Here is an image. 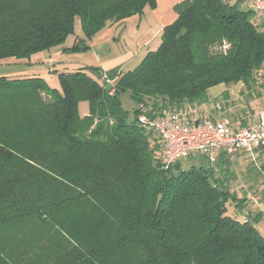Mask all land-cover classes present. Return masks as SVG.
Masks as SVG:
<instances>
[{
  "label": "trees",
  "instance_id": "1",
  "mask_svg": "<svg viewBox=\"0 0 264 264\" xmlns=\"http://www.w3.org/2000/svg\"><path fill=\"white\" fill-rule=\"evenodd\" d=\"M156 5L0 0V61L87 54L106 27ZM247 5H175L178 18L156 50L133 70L105 73L117 81L114 94L95 66L53 71L58 89L42 77L0 76V264H264L255 225L263 214L231 215L249 202L234 177L217 176L228 174L230 158L195 154L166 168L161 137L138 120L140 104L184 112L207 103L214 87L250 93L264 83V17Z\"/></svg>",
  "mask_w": 264,
  "mask_h": 264
},
{
  "label": "crops",
  "instance_id": "2",
  "mask_svg": "<svg viewBox=\"0 0 264 264\" xmlns=\"http://www.w3.org/2000/svg\"><path fill=\"white\" fill-rule=\"evenodd\" d=\"M183 1H185V0H156V4H157L156 8L155 9L149 8L152 11V13L150 14L149 21L145 19L146 14L144 11L143 14L133 16V17L127 19L125 22L116 23V24H113V25L106 27L91 42V44H90L91 50L87 54H74V56H71L68 58V60H66V59H63L64 56H62V55H73V54L63 53L59 49H54V50L50 51L49 54H47V55L43 54L44 52L38 53V54L32 56V58L30 60H25L24 62L27 63L26 65H28L29 61H31V63H33L35 61L37 62V60L39 58H43V59L47 60L50 56L53 57L52 55H55V54L57 56H59L60 58H62L64 60V62H62V65L59 66L58 68L57 67L52 68L51 70H49L48 68L42 69V70L41 69L40 70H34L33 68H31V71L30 70H29V72L25 71L26 74L21 73L20 74L21 76H19V77H22V76L42 77V78L47 79L48 76H53L54 74H52V72L59 69V68H63L61 70H64V71H71V70H75V69H77L79 67H83V66L84 67L85 66L99 67V68H101V70L104 73H107V72L114 70L116 68H120L121 71L124 72V69L127 66L130 68H133V67L137 66L142 61V59L145 57V55L149 51L156 50L159 47V45L161 44V36H162L164 28L166 26L172 24L173 22H175L176 19L178 18L177 13L174 11L175 5H177L178 3H181ZM247 6H249V5H247ZM258 18L260 20L264 21V19H262L261 17H258ZM153 21H156L155 25H154L155 27L152 25ZM123 32L125 33L124 36L130 37V38L136 40L137 42H140V45L138 46V43H137L133 49H131L127 52H123L121 55L118 54L115 56V54L111 53L110 50L107 53L106 46L110 45L112 43L117 44L116 41L117 40L119 41V39L123 35ZM144 50H147V51H144ZM86 56L90 57L89 59H86V60H89V64L88 63H77V62H82L81 60L83 58H86ZM16 61H18V60H16ZM29 75H31V76H29ZM240 85L243 86V84H240ZM262 85H264V83L263 84H256L253 88V91L250 93L252 95L258 94V98L254 99V101H252L251 103L253 106H260V108H257V109L254 108V110H252V112L249 114V116L241 115L240 117H237V118L234 117L233 120L230 119L236 128H239V127L241 128L242 125L245 123L246 124H252L254 121H256L259 118V115L261 114V112L264 111V91L260 92L261 90H264V87H261ZM210 91H215L214 94L212 95L213 97L211 96V98L208 95ZM223 91H224V89H222L220 86L210 89L208 91V94H207L209 100L205 104L206 105H212V102L214 101L213 99L220 96ZM209 101H210V103H209ZM211 107H213V105ZM195 113H196V111H195ZM88 114H89V112H85L82 114V116H87ZM211 115L213 116V118H218V119L229 117V116L226 117V115L224 116V114H221V113H219V114L212 113ZM199 117L201 118V116H199ZM239 159L240 160L241 159L251 160L258 167V171H256V173H255L256 176H258L257 178L264 177V151L258 152L255 155L254 159H252L248 156H245L243 154H240L237 158H235V160H233L231 162H233V164H234V163L238 162ZM255 165H254V167H255ZM250 168H251V166L248 167L246 170L243 169V171L246 175L248 173H250ZM246 177L248 178V176H246ZM258 182L264 183L261 181H258ZM249 184H250V181H249ZM250 186L252 188V184H250ZM259 189L261 191V195H263L264 194V184H263V186L259 187L258 190ZM260 212L263 214V217L261 218V220L258 223L255 224L257 229H258V224H260L261 222H264V211H260ZM252 217H253V215H251V216L247 215L244 217L243 214L242 215L240 214V216H239V218L243 221L252 219ZM260 233H261V231H260ZM262 236H263V234H262Z\"/></svg>",
  "mask_w": 264,
  "mask_h": 264
},
{
  "label": "built area",
  "instance_id": "3",
  "mask_svg": "<svg viewBox=\"0 0 264 264\" xmlns=\"http://www.w3.org/2000/svg\"><path fill=\"white\" fill-rule=\"evenodd\" d=\"M245 1L264 17V0ZM101 80L105 86L111 87V94H114L117 81L105 73ZM138 108L142 111L139 123L154 130L162 139V158L166 168L195 154L215 163L222 153L233 161L240 154L254 159L258 152L264 151V111L252 124L236 128L228 118L218 119L212 115L200 118L192 110L161 113L143 104Z\"/></svg>",
  "mask_w": 264,
  "mask_h": 264
},
{
  "label": "rangeland",
  "instance_id": "4",
  "mask_svg": "<svg viewBox=\"0 0 264 264\" xmlns=\"http://www.w3.org/2000/svg\"><path fill=\"white\" fill-rule=\"evenodd\" d=\"M144 11L146 14L145 19L149 21L150 14L152 13V11L149 9V7L145 8ZM155 22L156 21L152 22L153 26L155 25ZM76 32L78 34H82L81 26L79 23L76 27ZM124 35L125 33L123 32V35L121 36L119 41L118 40L116 41L117 44L112 43L106 46L107 53L110 50V52L114 53L115 56L118 54L121 55L123 52H127L133 49L137 43H138V46L140 45V42H137L136 40L130 37L124 36ZM73 41L74 39L72 37L68 38L64 47H71L73 45ZM144 51H147V50H144ZM49 52L50 51H45L43 54L47 55L49 54ZM52 56L53 57L50 56L47 60L43 58H39L37 62L35 61L31 63V61H29L28 65H26L27 64L26 62L16 61V59H7L4 61H0V76L5 75L11 78H25L26 76L19 77L21 76L20 74L21 73L26 74L25 71L29 72V70L31 71V68H33L34 70H40V69L42 70V69H47V68L51 70L52 68H56V67L58 68L59 66L62 65V62H64L63 59L68 60V58L71 56H74V54L73 55H62L64 56L63 59L57 56L56 54ZM89 58H90L89 56L88 57L86 56V58H83L81 60L82 62H77V63H88L89 64V60H86ZM135 67L130 68L127 66L125 67L124 71L127 72L129 70H133ZM61 69L63 68H59L57 69V71L60 73L62 72ZM47 82L52 88H56V89L60 88V81H59L57 74L53 76H48ZM220 87L224 89V91L222 92L220 96L213 99L214 100L212 102L213 107H211L212 105H206L205 103H203L202 105H188L189 107H188V110L186 111H189V110L196 111L195 114L198 116H201V118H207L212 113H216V114L221 113V114H224V116L226 115V117L229 116L228 119L233 120L234 117L237 118V117H240L241 115L249 116V114L252 112V110H254V108L256 109L260 108V106H253L251 103L252 101H254V99L258 98V94L252 95L250 94L251 92L243 93L244 87L241 86L240 84L236 86H231V87H227L226 85H220ZM215 91H210L209 94L207 93L210 96V98L214 94ZM263 91L264 90H261L260 92H263ZM208 95H207V102L209 100ZM122 102L126 110L132 111L131 109L133 108V106L131 102H129L126 98H123ZM89 109L90 108H89L88 102L80 103L79 111L81 115L85 112H89ZM198 157L199 156L197 155L194 156L191 162L193 161V159L197 160L196 158ZM254 165L255 163H253L251 160H248V159L240 160L239 159L238 162L232 164L230 169L226 171V173L228 174L226 175H224L223 173L217 174V176L220 177L222 180L226 178H230L231 180L232 177H234V181L236 182L237 185L239 184L241 191L244 193V194L242 193V195L249 202V204H247L245 208L236 209L232 206L230 207L229 213L238 218L240 214L241 215L243 214L244 217L247 215L255 216L260 211H264V203H263L264 194L261 195L260 189L258 190V188L263 186L264 184L258 181L264 182V177L260 176L261 178H257L258 176H256L255 173L256 171H258V167L256 165L254 167ZM250 166H251L250 173L246 175L243 169L246 170ZM246 176H248V178ZM249 181H250V184H252L253 189L251 188ZM258 229L261 231V233L264 236V222H261L260 224H258Z\"/></svg>",
  "mask_w": 264,
  "mask_h": 264
}]
</instances>
